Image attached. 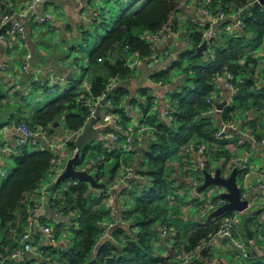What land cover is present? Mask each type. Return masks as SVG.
Wrapping results in <instances>:
<instances>
[{"label": "trees", "instance_id": "1", "mask_svg": "<svg viewBox=\"0 0 264 264\" xmlns=\"http://www.w3.org/2000/svg\"><path fill=\"white\" fill-rule=\"evenodd\" d=\"M18 1L20 0H0V14L11 12L10 5L17 4ZM183 1L106 0L112 5L102 7L100 16L93 21L96 32L92 37L95 36L96 40L84 75L89 78V91L82 88L84 78L72 81L73 85L69 90L34 115V124L46 127L63 120L72 134L82 130L90 116V103L97 102L110 92L112 80H126L133 76L134 71L128 66L130 55L135 53L147 57L154 52L153 45L145 34L160 33L168 24L174 27L172 18L180 10ZM254 1L211 0L208 8L213 12L229 13L241 9L248 11L242 31L236 35L222 31L210 39L213 58L208 54L203 61L199 60L196 48L204 41L203 33L191 32L193 50L184 53L175 66L182 68L187 65L183 69L185 77L173 95L172 122H160L156 125L155 117L147 120V125L155 130L156 139L144 152L139 172V176L148 181L142 186L132 184L133 206L124 212V218L130 223L129 227L116 228L111 237L104 240L106 227L103 222L110 216V209L105 203L107 189L98 190L101 191L99 196L98 191L91 190L90 185L85 182L72 180L71 184L63 187L67 182L65 180L62 185L53 186L55 191H60L62 186L63 192L60 191L61 197L51 200V203L59 212L69 217L67 224L71 235H67L63 246L43 247L44 257L59 264H171V258L160 257L156 249L161 241L159 227L173 224L172 218L168 220V197L178 187L171 180L170 162L196 139L216 144L220 149L228 143L218 136V120L214 114H209L213 106L206 102L214 93L216 80L229 74L234 77L233 83L236 86L231 104L220 114L221 122H229L239 111L247 112L261 106L263 108L261 100L264 101V90H257L255 81L250 79V76H255L258 63L254 54L264 43V7L255 6ZM106 61L109 62L106 64ZM125 96V90L115 89L111 95L112 104L117 107ZM148 100L150 109L152 103ZM114 112L128 119L122 109L116 108ZM67 147L73 152L76 148L75 140L70 141ZM92 151L97 152L96 157L105 158L96 173L97 179L111 187L116 179V171L120 168L122 153L118 150L108 152L103 148L102 142L96 141L83 147L79 165ZM10 156L15 166L0 184V264L3 260V264H36L35 260H10L12 251L19 247L13 231L21 233L25 229L29 220V207L33 205L32 195L39 191L48 178L53 154L49 150L29 152L24 148ZM213 156L226 160L222 166L225 170L228 164L227 154L224 151L214 152ZM109 160H116V166L111 169L109 180L106 181L104 165ZM128 162L130 157L126 159V163ZM205 169L210 171L211 166L207 163ZM126 192L127 190L123 191L122 196ZM231 216L232 214H226L228 218ZM216 220V224L208 220L206 224L195 228L188 238L186 252H193L201 239L217 230L224 222V218ZM254 223V218L250 217L251 228ZM242 229L244 231L243 227ZM57 230L58 228L55 231L59 236ZM244 236L247 239L245 232ZM173 250L180 251L179 244ZM209 251H203L200 256L213 257L214 254ZM194 264H203L202 259H196Z\"/></svg>", "mask_w": 264, "mask_h": 264}, {"label": "crops", "instance_id": "2", "mask_svg": "<svg viewBox=\"0 0 264 264\" xmlns=\"http://www.w3.org/2000/svg\"><path fill=\"white\" fill-rule=\"evenodd\" d=\"M32 3L33 0H20L17 4L10 5V7H12L11 12H6V14H10L12 12L20 13V11H24L26 15L22 18V22L26 27V38L23 40L18 36L7 35V40L0 43V151H2L1 153L8 152L7 156H5L6 159L11 157L12 150L10 146L15 144L16 147H18L17 142L21 139V134L18 132L17 126L18 123L22 121H25L30 128L36 132H40L41 130L47 132L48 136L51 134L55 135L56 140L58 139L57 143L61 142V146L63 140L70 137L71 133L66 127L64 128L65 125L63 120L50 123L46 127L34 124V115L43 108L46 103L34 105V103L28 102L27 97L31 94L30 89H32L29 85L33 84L31 81H36V79H40L41 82L53 80L56 81L54 82L55 86L65 87L64 92L69 90L73 85L72 81L79 80H76L75 77L74 79L68 80V77L72 73L73 76H75L78 70L76 64L78 58H74V55L76 53L78 54V50H82L84 52L81 54L86 55L87 61H85V63H87V67L79 69V73L82 75L81 78H84L85 82L82 88L84 91H89V78L84 75L89 66L88 59L92 50L89 48L87 49L88 43L92 40L94 41L95 36L92 37V35L96 32L93 21L100 16L102 7L108 8L112 5L111 3H107L106 0H47L42 7L39 6L36 9V12H28L29 6ZM210 4L211 0H206L205 4L202 6L199 5L198 0L183 1L180 10L175 13V18L172 19L175 26L170 27V31L166 33V35H164L163 32L158 33L157 39L152 44L154 52L147 57H142L135 53L130 55L129 63L134 62L136 64L132 68L134 71L133 76L126 80L116 78L111 81L109 85L110 91L120 88L126 92V96L123 98L124 103L119 108L126 113V117L128 118L127 120L124 118V120L127 121L126 125L132 126L139 123L142 124L144 120L153 117L156 119V125L160 122L168 124L172 122V118H164L163 113L168 110L174 111L172 108L174 104L173 95L182 83V75H185L183 69L187 67V65L185 64L182 68H176L175 66L180 62V58L184 53L193 50L190 41V34L192 31H201L204 41H206L205 30L209 28L207 23L211 22L204 16L201 8H208ZM52 11H54L56 15H54V17L52 16V19L44 24L47 26V29L45 28L46 31H42L43 25L36 23V15H40L44 12L51 13ZM247 12V9H241L239 11L232 10L229 14H234L236 16L212 25L211 28L213 32L216 34L224 31L227 26H231L230 32H226V34L236 35L242 31L244 27V20ZM4 15L0 14V21ZM237 20L243 23V27L239 26L233 28ZM145 36L147 38L148 33H146ZM207 50H209L210 53V46H208ZM258 50L259 52L257 51V53L254 54L257 60L260 59V56H264V43ZM206 51L203 57H199V60L203 61ZM153 55H155V57H153ZM82 60H84V58ZM24 67H27V70H24ZM233 79L234 77L229 74L220 76L215 82L214 93L210 96V98H213V102L211 103L213 108L210 109L211 112H209V114H214L215 118L218 120L220 127L218 134L222 133L219 137H222V140L228 142L222 148L223 150L216 144H210L203 140L196 139L192 141L179 156L172 158L170 162V171L172 173L171 180L176 182V186L178 187L177 191L168 197L170 201V218L173 219L177 216H182L187 224L186 228H184L183 224H181L182 226H178L174 223H171L170 226L167 224L168 227L164 225L159 227L161 241L156 247L157 254L160 257L171 258L172 264L178 260V255L186 252V247L189 243L187 240L194 232L195 228L206 224L208 221L207 218L203 220L199 215L197 218L188 215L189 205H196L198 201H194V198L200 197H198L196 191L195 194H193V202L188 204L184 203L185 194L190 192V186L199 184L195 183L198 175L194 171H202L201 169L199 170V166L197 165V163L199 164L200 157L198 153H196V146L200 145L206 147V162L211 166L210 172L212 173H215L217 168H219L224 161L226 162L225 159L221 160V157L216 158L213 156L214 152L220 153L224 151L227 154L228 167L235 168L237 165L233 164L234 158L243 156L248 150H252L251 162L248 161V168L246 170H241V178L243 179V185H245L244 197L250 201L248 210H252L254 206L258 208L256 212H250L246 217L250 215L254 218L255 226L252 227V230L262 234L261 243H256L259 248L256 258L264 259V218L261 224H259V230L256 229V223L259 221L258 217L260 213L264 211V192L259 187L262 176L258 170L259 168H264V146L261 145V140L264 139V101L261 100L263 108H261V106L251 111L237 112L233 119L230 120L235 122L234 128H226L227 122L224 123L220 121V114L222 112L220 114L217 112V105L227 102L228 107L231 104L232 98L236 94V86L233 83ZM255 79L258 81L259 86L260 79L258 76L255 77ZM229 82L233 84L235 90L226 86V83ZM262 83L263 81H260L261 90H264V85H262ZM102 98L95 103H90V105L95 107ZM148 99H150L152 103L150 109H148L147 105ZM104 108H106L107 112L103 113L101 110V118L96 123V128L100 132V142H102L103 148L108 152L117 151L113 136L117 135L123 139L125 134L123 131L118 130L113 122L107 123L103 121L105 116L114 114L111 112L113 108L111 105H107ZM146 109L147 112L144 113ZM62 124L64 126H62ZM146 126L145 131L136 133L137 140L134 145V152L130 157V162L126 163V170L130 168L131 177H136V179L130 184L120 182L118 179V186L112 185L107 188V190L111 191L110 195L105 199V203L110 209V216L103 222V225L106 227V232L103 236L104 240L110 238L112 232L116 228L120 226L125 228L129 227L130 223L124 218V212L133 206L131 196L132 184L135 183V186H142V184H146L148 181V179L139 176V172L143 165L144 153H138V150H147L149 144L156 139V136L155 130L149 125ZM67 132H69V136ZM238 140L246 142L244 148L238 146ZM47 149L46 147H42V149L40 148L39 150L44 151ZM62 151L65 155L71 153V151H68L66 148H63ZM70 158H72V156ZM258 159L262 164L256 168L253 161ZM4 164L5 159L4 161H0V166ZM190 168L194 170L191 169L192 173H194L192 177L188 175L186 171V169L190 170ZM108 171L110 175L111 170L108 169ZM109 175L106 176V181L109 180ZM52 176L55 175L50 172L39 191L32 195L33 205L29 207V220L25 229L22 231L28 230L30 232V244L35 249H43V247L49 246L46 236L42 232L40 226L55 225V230L58 228L57 231H59L60 242L58 241L57 246H63L66 243L64 240L67 239V231H69L67 224L69 217L61 214L51 203V200H55L56 198L55 194L51 195L48 186L51 184L52 180H54L53 183L56 184L59 178ZM90 188L91 190L93 189L92 187ZM125 190H127L126 193H128L126 197V194L123 196L121 194ZM100 192L101 191L97 192L99 196ZM56 193L57 198H60L61 193L58 190ZM128 198H130L131 201H129ZM219 199L220 198L215 199L214 202ZM35 204L40 206L36 214L32 211ZM252 213H255V215L253 216ZM188 218H192L193 222L191 223L188 221ZM213 221L214 224H216L218 220ZM174 232L176 236L172 234ZM183 234L186 236L185 241L181 239ZM178 243L181 244L179 245L181 246V252L175 250L176 253H174L173 247ZM19 246L21 247L22 244H19ZM221 246L222 244H218L217 247L220 248ZM252 249L253 246L249 245L247 252L244 254L240 253V256L248 260L254 259L252 258ZM198 258L200 260L202 259V263H204L205 258L196 255L194 260ZM215 258H218L219 264H231L223 255L215 256ZM23 260H35L36 264H55L54 260H50L49 258L42 257L32 252H25L23 257L19 259V261ZM235 264L242 263L238 261Z\"/></svg>", "mask_w": 264, "mask_h": 264}, {"label": "built area", "instance_id": "3", "mask_svg": "<svg viewBox=\"0 0 264 264\" xmlns=\"http://www.w3.org/2000/svg\"><path fill=\"white\" fill-rule=\"evenodd\" d=\"M46 1L47 0H33V3L29 6L28 12L30 11L36 12V9L39 6L42 7L46 3ZM257 1L258 0H255L254 4ZM205 2L206 0H198V3L200 6L205 4ZM201 11L204 14V16L207 17V19L210 20L211 22V23H207V25H209V28L205 30V40L208 41V43L210 39L215 35V33L213 32L211 28L212 25H215L216 23L224 21L231 17L234 18L236 16L234 14L232 15L224 11L213 12L212 10L208 8H201ZM25 15L26 14L24 13L12 12L10 14H5L4 16H2L1 21H0V43L7 40V35L18 36L22 38L23 40L26 38V35H25L26 27L24 23L22 22V18L25 17ZM51 19H52V14L50 12H44L40 15H36L35 21L39 25H44ZM239 26L243 27V23L240 20H237L236 25L233 26V28L239 27ZM168 29H170L169 24L166 25L160 33L163 32L164 34H166L168 33L167 31ZM230 30H231V26H227L224 31L230 32ZM158 35H159L158 33L155 35L148 34L147 38L153 44L155 40L157 39ZM208 46H210V44ZM209 54L213 58L212 51H210ZM153 57H155V55H153ZM99 62H102V60L99 59ZM135 65L136 64L134 62L129 63L128 61V66H130L131 68H133V66ZM24 70H27V67H24ZM182 76L184 79L185 75H182ZM226 86L235 90L233 84H231L230 82L226 83ZM206 102L208 104H211L213 102V98L212 97L208 98ZM96 106L97 104L95 105V107H92L87 123L95 115ZM172 113H173V110L165 111L163 113V117L171 119ZM103 121L107 123L113 122L116 125V128L118 130L124 132L125 137L123 139L120 138V136L116 135V136H113V141L116 144V149L120 153H122L121 155L123 157L125 156L131 157L134 152L133 150H134L135 142L137 140L136 133L143 132L146 130L147 126L143 124L144 122L142 124L139 123V124H135L132 126L124 125L121 117L115 114H109L105 116L103 118ZM234 124L235 122L229 121L227 122L226 128L232 129L234 128ZM85 127H83V129L80 130L78 133L72 134V136L65 138L61 146V145H57L59 142L57 143L58 139L56 140L55 135L51 134L48 136L47 132L41 131V130L40 132H36L32 130L25 121H22L18 123V126H17V130L21 134V139L17 142V145L18 147H24V148L32 146L35 149H39V148L42 149V147H46L50 151H54L55 153L53 154V157L50 161V172L58 178L64 172V169L67 164L66 155L64 154L62 149L67 148V144L70 141L76 140V138L83 132ZM220 135H222V133L218 134V136ZM237 144L238 146L244 148L246 142H244L243 140H238ZM261 145L264 146V139L261 140ZM72 153H73V156L77 153V147ZM196 153H198L200 157L199 164L197 163V165L199 166L201 170H204L206 163H207L206 162L207 159L205 157L207 155L206 147L204 145L196 146ZM251 156H252V150H248L243 156L234 158L233 164L237 165V167L240 170H246L248 168V161L251 158ZM104 159H105L104 157L102 158L96 157L94 160L91 161L92 167L94 169H98L101 166ZM258 170L262 176V181L260 182L259 187L264 192V168L262 167V168H259ZM130 177H131V173L129 169H127L124 179L130 178ZM110 192H111L110 190H107L108 196L110 195ZM224 203L225 202L221 199H219L216 202L213 201L209 203L208 207L201 213L202 219L206 218L209 212H212L220 208ZM39 209H40V206L38 204H35L33 206L32 211L34 214H36L39 211ZM222 218H224V222L217 230L209 233L207 237L201 239L196 249L193 252H183L182 254L178 255L177 257L178 260L175 261L173 264H194V261H195L194 259L196 255H200L203 251H206V250H210L209 252H212L211 249H213L215 246H218V244L219 245L222 244L221 247H225L226 244H229L235 250L240 251V253L242 254L246 253L249 248V245L253 246L252 241L247 242V239L245 238V236L242 235L244 234L243 229L234 227L233 223L235 219L233 215L230 218L226 217V215ZM263 218H264V211L260 213L259 221L256 223L257 230H259L260 228L259 224H261V221ZM40 228L42 232L44 233V235L46 236V239L50 246H55L58 244L59 236L56 234L55 228H53L52 226H40ZM13 233H14V237L17 240L18 244H22V246L21 247L19 246L16 250L12 251L10 260L18 261L19 259L23 257V254L25 252H29V253L32 252L42 257L44 256L45 252L42 248L35 249L30 244L31 234L28 230L21 232V233H17L14 230ZM172 234L176 236L175 232ZM3 261L1 262V264H3ZM222 261H225V260H222ZM55 264H59V263L55 262ZM203 264H219V260L218 258H215L214 256L207 257L205 258V261Z\"/></svg>", "mask_w": 264, "mask_h": 264}, {"label": "water", "instance_id": "4", "mask_svg": "<svg viewBox=\"0 0 264 264\" xmlns=\"http://www.w3.org/2000/svg\"><path fill=\"white\" fill-rule=\"evenodd\" d=\"M258 5L264 7V0H258L255 3V6H258ZM208 45H209L208 41H204L196 49V55L199 57H203L204 52L208 48ZM263 60H264V56H260V59L258 60L257 66L255 68V76H250V79L255 81L256 89L259 91L262 88L260 86V81H259V86H258V81L255 79V77H257L259 74L258 67L260 65H262ZM108 62L109 61H106V63H108ZM74 77L75 76H73V73H72L68 77V80L74 79ZM31 83H35V81H31ZM47 83H48V81L40 82V86L45 87ZM262 85H264V82L262 83ZM113 91L114 90L108 92V94H106L102 98V100H100V102L96 106L95 115L89 120V123L84 128L83 132L76 138L75 143H76V147H77V153L72 158H70L68 160V162L66 164V168L64 169V172L57 179V182H56L57 185L60 186V185H62V183L65 180L71 179V180H76V181L88 183L90 185V187H92L95 190H106L108 188V185L105 182H102L101 180L97 179L96 173L98 172V169H94L91 164H90L89 168H82L81 167V169H80V166L82 165V163L79 165V162H80L81 156H82V149L85 145H87L89 143H94L96 141L100 142V132L96 128V123L101 118L102 108H104L107 105L109 106V103L113 107V104L111 102V95H112ZM122 100L119 103V105L122 103ZM119 105H117V106H119ZM225 107H227V102H224L220 105H217V112L220 114ZM117 109H119V107H117ZM145 111L147 112V109ZM146 112H144V113H146ZM114 114L120 116L123 124L126 125L127 121L124 120V117L121 114H119V113H114ZM144 123L147 125V120H144ZM145 151H146L145 149H141L140 151L138 150V153L143 154ZM1 152L2 151H0V153ZM3 154L7 155L8 152L7 153L3 152ZM191 166H192V164H191ZM222 166H223V164H221V166L219 168H217L215 173H212L207 169H204V170L198 171V172L194 171L193 168H190V170L186 169L188 175H190L191 177L194 174V173H192L191 169L194 172H196L198 175V178H197L198 181H196L195 183H199V184H196V186H194V185L190 186V188L193 190V194H195V191L198 193V197L199 196L202 197L201 194H203L205 191H207L208 189H210L212 187H219V188L224 190V192L220 194L219 198L221 200H223L225 203L220 208H218L212 212H209L210 214H208V217H206L207 220H209V221H211V220L213 221V220H216L218 218H222L226 214H233L235 212L243 213L249 209L250 201L248 199H245V197H244L245 185H242V187H241L238 184V178L241 177V173H242L241 170L238 167H235V168H232L230 166L228 167V164L226 165L225 170H223ZM199 170H200V168H199ZM106 172H107L106 176H108L110 172L108 170ZM135 179H136V177L126 178L123 180V182H126L125 184H128V183L130 184ZM196 200H197V198L196 199L194 198V201H196ZM196 206L199 208L201 213H202V211H204L206 209V207L202 206L200 202L199 203L197 202ZM252 214H253V216L255 215V213H252ZM250 217H251L250 215L247 216L245 218V220L243 221V228H244V232L247 236L248 241H252V243H253V249L251 251L253 253L252 258H256L257 257V251H259V248H258V245L256 244V242H254L255 241V235H254L252 228L249 226ZM250 256H249V258H250Z\"/></svg>", "mask_w": 264, "mask_h": 264}, {"label": "rangeland", "instance_id": "5", "mask_svg": "<svg viewBox=\"0 0 264 264\" xmlns=\"http://www.w3.org/2000/svg\"><path fill=\"white\" fill-rule=\"evenodd\" d=\"M185 1V0H184ZM20 13H24V11H20ZM52 16L54 17V15H56V13L54 11L51 12ZM175 18V15L172 19ZM45 28L47 29V26L46 25H43L42 26V31H46ZM168 32L170 31V29L167 30ZM166 35V34H164ZM50 37V36H49ZM53 39V38H52ZM96 40V39H95ZM95 40L91 41L88 43V47L87 49H92L94 44H95ZM57 42V40H56ZM57 46V45H56ZM86 47V46H85ZM85 49V48H83ZM261 51V50H260ZM84 51L82 50H78V54L76 53L74 56V58H78L77 59V66H78V70L77 72L75 73V79H79L81 80L82 78V75L79 73V69H82L84 67H87V63H85V61H87L86 59V55H82L81 53H83ZM259 52V51H258ZM209 54V50L206 51V56ZM84 58V60H82ZM73 60V59H72ZM259 69V74H258V78L260 79V81H263L264 82V60H263V63L262 65H260L258 67ZM36 83H33L31 85H29L30 87H32V89H30V92L31 94L27 97V100L28 102L30 103H34V105L36 104H40V103H49L53 100H55L61 93L64 92L65 90V87L64 86H55V83L56 81H51V80H48V83L46 84L45 87H41L40 86V82L41 80L39 79H36L35 81ZM85 82H83L84 84ZM82 84V85H83ZM62 85V84H60ZM29 93V92H28ZM123 100H122V103L117 106V107H121L122 104H123ZM98 105V103H97ZM115 105H113V108L111 109V112L112 113H115L114 110L117 108ZM172 108H174V104L172 106ZM102 112L103 113H106V108H102ZM65 125V124H64ZM62 124V126H64ZM65 128V126H64ZM71 133V132H70ZM67 135L69 136V132H67ZM66 135V136H67ZM72 135V133L70 134V136ZM61 142H59L57 145H60ZM11 147V155L12 154H17L20 150L24 149V147H16L15 144H12ZM40 149V148H39ZM36 150L34 147L32 146H29L26 148L27 151L29 152H33V151H39ZM68 151H70V149L67 147L66 148ZM52 154H54L55 152L54 151H50ZM7 155L3 154V153H0V161H4L5 159V164L2 166H0V184L2 183V181L5 179V177L12 171V169L14 168V162L12 160V158H8L6 159ZM71 156H73V153L71 151L70 154L66 155V160H68ZM97 156V152L95 151H92L90 152L84 159V161L82 162V165L80 166V169L81 167L82 168H89L90 164H91V161L94 160ZM122 158L120 159L121 162H120V168L117 169L116 171V179H115V182L113 185H117L119 184V180L120 182H123L124 180V175H125V172H126V159L129 157L125 156H121ZM127 157V158H126ZM251 159H249V161L251 162ZM255 167L257 168L258 166H260L262 164V162L258 159V160H254L253 161ZM104 170L107 171L108 169L111 170L113 167L116 166V160H109V161H106L105 162V165H104ZM129 167V166H128ZM130 169V168H129ZM52 177H55V176H52ZM119 179V180H118ZM54 180H52L51 184H49V191H51V195L55 194V198L56 200L58 199L57 198V193L56 191L54 190L55 188L53 187L55 185V183H53ZM198 181V179H197ZM72 180H67V182L65 183V186L63 187H66V185L68 184H71ZM49 183V182H47ZM238 184L242 187L243 185V179L241 177L238 178ZM51 186V187H50ZM63 187L61 186V188L59 189L61 192H63ZM59 191V192H60ZM224 190L219 188V187H212L210 189H208L207 191H205L202 195V198H197V201L198 203L200 202L202 206H205L206 208L208 207V204L213 202L215 199L219 198L220 194L223 193ZM128 195V193H126L125 197ZM193 190L190 189V192L188 194H185V202L184 203H192L193 202ZM129 201H131L130 198H128ZM207 201V202H206ZM190 207H188V215L191 216V217H194V218H197V216L199 215L201 217V211L199 210V208L196 206V205H192L190 204L189 205ZM257 207L254 206L252 210H247L246 212L244 213H233V217H234V227L235 228H240L242 229V223L244 221V218L246 217V215L250 212H256L257 211ZM210 214V213H208ZM169 217H168V220L170 221V210H169V213H168ZM208 217V215H207ZM257 218V217H256ZM259 218V217H258ZM188 221H190L191 223L193 222V219L192 218H188L187 219ZM204 220V219H203ZM171 222H173L174 224L176 225H181L183 224L184 228H186V221L183 220V217L182 216H177L176 218H173L171 220ZM254 225V224H253ZM182 226V225H181ZM255 226V225H254ZM53 228H55V225L52 226ZM61 229V228H60ZM257 229V228H256ZM255 232V231H253ZM67 234L70 236L71 233L70 231H67ZM244 236V234H242ZM261 233H258V232H255V242L257 244L261 243ZM181 239H183V241L186 240V236L183 234ZM188 241V240H187ZM60 242V240H59ZM179 244V243H178ZM181 245V244H179ZM181 247V246H180ZM174 253L175 250H173ZM212 253L214 254L213 256H219V255H223V257L227 258L228 261L231 263V264H235L236 262L240 261L242 264H264V259L263 258H254V259H250L248 260L247 258H244L242 256H240V251H237V250H234L229 244H226L225 247H214L213 249H211Z\"/></svg>", "mask_w": 264, "mask_h": 264}]
</instances>
